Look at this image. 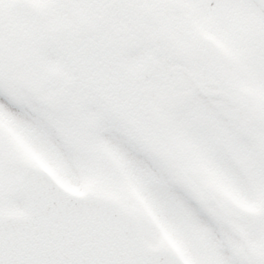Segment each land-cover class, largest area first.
<instances>
[{
	"label": "snow or ice",
	"instance_id": "snow-or-ice-1",
	"mask_svg": "<svg viewBox=\"0 0 264 264\" xmlns=\"http://www.w3.org/2000/svg\"><path fill=\"white\" fill-rule=\"evenodd\" d=\"M0 107V264H264V0H0Z\"/></svg>",
	"mask_w": 264,
	"mask_h": 264
},
{
	"label": "rangeland",
	"instance_id": "rangeland-1",
	"mask_svg": "<svg viewBox=\"0 0 264 264\" xmlns=\"http://www.w3.org/2000/svg\"><path fill=\"white\" fill-rule=\"evenodd\" d=\"M44 105V104H42ZM47 114H50L51 112L44 111ZM53 114V113H52ZM53 120H51L54 123V127L57 128L59 132H63L62 126H60L59 121L53 114ZM168 146V151L173 157L175 161V168H171L170 164L161 160L168 168L169 170V176H168V181L170 183H179V184H185L187 187L191 188L193 192H196L195 187L191 183L190 177L192 175H197L201 171L205 172L208 175V180L211 183H217L215 177L213 174H211L206 168H204L202 162L200 159L196 156L191 157L190 159L185 160L184 159V153L186 151V146L182 143L179 142H174L172 144L167 145ZM182 172V173H181ZM184 173V174H183ZM99 181H92L89 184L86 185L88 188L95 187ZM220 190L224 193L225 196H227L229 199L233 200L235 203L238 204L241 208H245L246 210H252L249 208V206L239 200V198L226 186L219 185ZM132 193H136V189L134 187L130 186L129 189ZM198 195V193H196ZM112 198L114 199H121V194L118 192H112L110 193Z\"/></svg>",
	"mask_w": 264,
	"mask_h": 264
},
{
	"label": "flooded vegetation",
	"instance_id": "flooded-vegetation-1",
	"mask_svg": "<svg viewBox=\"0 0 264 264\" xmlns=\"http://www.w3.org/2000/svg\"><path fill=\"white\" fill-rule=\"evenodd\" d=\"M23 87L27 88L28 91L24 92L19 89H9L14 97V99L18 103H24L28 104L30 103V94L37 100L38 103L40 104H48V98L44 96H36L33 93V90L31 89L30 86L24 85ZM40 117L45 120L49 125L54 127V123L51 121L53 120V114H47L46 112L42 111L40 113ZM0 128H5L8 130L11 134L14 136H17L19 138V133L17 132V126L15 124L14 118L11 116V114L6 110L0 107ZM163 145V144H162Z\"/></svg>",
	"mask_w": 264,
	"mask_h": 264
},
{
	"label": "water",
	"instance_id": "water-1",
	"mask_svg": "<svg viewBox=\"0 0 264 264\" xmlns=\"http://www.w3.org/2000/svg\"><path fill=\"white\" fill-rule=\"evenodd\" d=\"M146 142L149 144L150 147L153 148V150L157 153V155L163 156L164 158H169V156L160 148L159 145L147 139H146Z\"/></svg>",
	"mask_w": 264,
	"mask_h": 264
}]
</instances>
